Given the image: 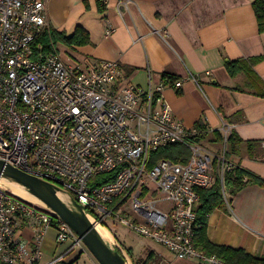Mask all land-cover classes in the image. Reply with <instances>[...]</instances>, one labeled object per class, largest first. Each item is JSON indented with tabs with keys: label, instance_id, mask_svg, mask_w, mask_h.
Instances as JSON below:
<instances>
[{
	"label": "built area",
	"instance_id": "1",
	"mask_svg": "<svg viewBox=\"0 0 264 264\" xmlns=\"http://www.w3.org/2000/svg\"><path fill=\"white\" fill-rule=\"evenodd\" d=\"M47 2L0 0V160L69 192L112 240L110 227L120 225L179 259L225 264L198 250L195 237L201 227L198 188L220 178L227 198L224 177L237 166L228 157L229 126L222 123L217 149L213 141L205 146L202 138L214 130L187 128L177 120L164 100L163 82L121 85L116 60L88 69L68 65L55 44L46 49L38 41L51 30ZM189 78L199 85L197 76ZM182 86L181 80L172 83L176 90ZM172 144L188 147V161L161 159L150 167L151 153ZM103 175L113 179L92 184ZM22 218L41 227L32 244L19 240L16 222ZM50 227L57 228V242L71 241L67 254L87 249L63 220L0 186L3 264H41V241Z\"/></svg>",
	"mask_w": 264,
	"mask_h": 264
},
{
	"label": "crops",
	"instance_id": "2",
	"mask_svg": "<svg viewBox=\"0 0 264 264\" xmlns=\"http://www.w3.org/2000/svg\"><path fill=\"white\" fill-rule=\"evenodd\" d=\"M253 2L48 0L46 8L51 29L70 36L81 26L89 34L85 45L55 44L68 65L88 69L116 60L120 64L116 82L121 85L145 88L163 82L165 102L187 128L201 121L210 130H220L225 122L244 142H260L252 156L242 144L231 159L264 178V98L249 91L244 74L231 77L225 67L229 60L264 55V32H259ZM109 27L113 31L106 34ZM253 70L264 82V58ZM190 74L197 76L199 85ZM166 75L178 79L166 81ZM177 80L183 81L180 90L172 87ZM206 137L205 146H212L211 141L219 146L213 133ZM40 229L33 219L16 222L22 243L30 244ZM57 235L55 227L45 231L39 263H69L79 258L77 264H83L86 253L76 249L67 254L71 241L59 243ZM207 237L214 244L264 256V187L248 185L231 197L226 209L214 210L208 217ZM154 252L159 264H199L179 259L165 248Z\"/></svg>",
	"mask_w": 264,
	"mask_h": 264
},
{
	"label": "trees",
	"instance_id": "3",
	"mask_svg": "<svg viewBox=\"0 0 264 264\" xmlns=\"http://www.w3.org/2000/svg\"><path fill=\"white\" fill-rule=\"evenodd\" d=\"M254 13L257 19L259 32H264V0H254L252 3ZM104 9L100 6V10ZM42 42L46 49L50 48L51 43L56 44L58 41L66 45H85L90 41L88 32L81 26H77L74 33L67 36L64 32L51 29L45 32L38 40ZM264 55L252 58H242L233 61H226L225 67L231 77L239 74H244L246 77V85L249 91L254 95L264 98V82L260 80L253 70V66L258 63ZM166 81H173L178 79L176 76L166 75ZM226 119V118H224ZM198 130H204L205 124L201 121L194 126ZM215 142L221 143L223 140L219 130H214ZM242 144L248 146L250 156L256 152V147L261 145L260 142L248 141L244 142L237 134L231 130L228 137V157L232 158L238 155ZM252 152V154H251ZM190 157V151L187 146L183 144H172L167 147L160 148L150 155L149 166H154L161 159H170L177 163H186ZM111 176V175H109ZM113 179V176H98L92 181V184L101 185ZM248 185H258L264 187V178H261L250 171L242 168L237 164L236 168L225 174L224 189L227 198L222 193V184L220 178H217L214 184L209 188H198L200 195L199 206L197 208V220L201 225L197 229L195 237V247L207 255H216L222 259L225 264H264V256L252 255L244 249H234L226 245H217L209 241L207 237V225L209 215L216 209H226L231 201V197ZM120 252V251H119ZM127 254L132 258L131 250H126ZM121 253V252H120ZM76 260L69 263L58 264H77ZM160 258L154 251H149L146 258L134 261V264H159Z\"/></svg>",
	"mask_w": 264,
	"mask_h": 264
},
{
	"label": "water",
	"instance_id": "4",
	"mask_svg": "<svg viewBox=\"0 0 264 264\" xmlns=\"http://www.w3.org/2000/svg\"><path fill=\"white\" fill-rule=\"evenodd\" d=\"M2 179L22 187L24 191L42 203L34 205L42 207V209L67 223L99 264L130 263L125 255L126 253H124L126 251L114 245L111 239L101 237L95 228L96 225H100L107 231L106 227L82 207L69 192L0 160V186L10 190L8 186L1 183ZM58 193L64 194L68 202L60 199ZM26 202L33 204L29 201Z\"/></svg>",
	"mask_w": 264,
	"mask_h": 264
},
{
	"label": "rangeland",
	"instance_id": "5",
	"mask_svg": "<svg viewBox=\"0 0 264 264\" xmlns=\"http://www.w3.org/2000/svg\"><path fill=\"white\" fill-rule=\"evenodd\" d=\"M206 140L208 141V137H205L203 139L204 145H206ZM207 144H208V142H207ZM214 147L216 149L218 148L217 145ZM56 186L61 188L58 185H56ZM159 206L164 208L167 205H165L164 203H161V204H159ZM38 207H40V206H38ZM40 208H42V207H40ZM118 210L121 211L120 208ZM128 212L130 213L131 216L133 215L131 209H129ZM109 223H111V220H109ZM110 228L113 230L112 235H115L113 237L118 242L119 247L121 249L123 248V250H125V251L127 249L131 250L132 258H130V256L125 252L126 257L131 264H134L135 260L146 258L147 252H149V250H154L156 252H159L163 248L167 249L163 245L158 244L151 239L142 237L139 234L134 233L133 231H131L127 227L120 226V225H113ZM78 250H80V249H78ZM167 250L169 251V249H167ZM81 251H82V253H86V256L84 257V255H83V257L81 258L83 264H99L98 261L94 258V256L88 251V249H85L84 251L81 250ZM79 254H81V253L79 252Z\"/></svg>",
	"mask_w": 264,
	"mask_h": 264
},
{
	"label": "bare ground",
	"instance_id": "6",
	"mask_svg": "<svg viewBox=\"0 0 264 264\" xmlns=\"http://www.w3.org/2000/svg\"><path fill=\"white\" fill-rule=\"evenodd\" d=\"M1 183H3L6 186H8L13 194H15L16 196L22 198L23 200L29 201V202H31L33 204L41 203V201H39L34 196L28 194L26 191H24L22 189V187L18 186L17 184L9 183V181H7L5 179H2ZM58 196L64 202H68L67 197L64 194L58 193ZM95 228H96L97 232L100 234L101 237H103L104 239H111L112 240V238L109 235V233L106 230H104L100 225H96ZM129 264H131V263H129Z\"/></svg>",
	"mask_w": 264,
	"mask_h": 264
}]
</instances>
